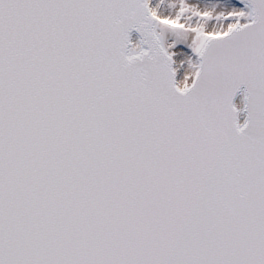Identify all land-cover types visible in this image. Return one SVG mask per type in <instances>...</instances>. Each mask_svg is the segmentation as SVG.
<instances>
[{
    "label": "snow or ice",
    "instance_id": "6c2138e0",
    "mask_svg": "<svg viewBox=\"0 0 264 264\" xmlns=\"http://www.w3.org/2000/svg\"><path fill=\"white\" fill-rule=\"evenodd\" d=\"M0 264H264V0H0Z\"/></svg>",
    "mask_w": 264,
    "mask_h": 264
},
{
    "label": "water",
    "instance_id": "95a60500",
    "mask_svg": "<svg viewBox=\"0 0 264 264\" xmlns=\"http://www.w3.org/2000/svg\"><path fill=\"white\" fill-rule=\"evenodd\" d=\"M238 95H239V94H238ZM238 95H237V96H238ZM236 98H237V97H236ZM236 98H235V99H236ZM237 104H238V103H237ZM240 120H241V119H240Z\"/></svg>",
    "mask_w": 264,
    "mask_h": 264
}]
</instances>
